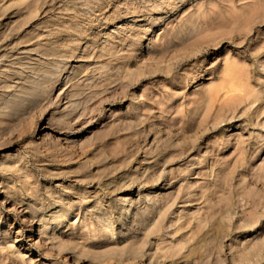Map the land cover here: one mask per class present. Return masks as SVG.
I'll return each instance as SVG.
<instances>
[{
  "label": "rangeland",
  "instance_id": "1",
  "mask_svg": "<svg viewBox=\"0 0 264 264\" xmlns=\"http://www.w3.org/2000/svg\"><path fill=\"white\" fill-rule=\"evenodd\" d=\"M113 1L0 0V264H264V0ZM94 68L127 98L57 129Z\"/></svg>",
  "mask_w": 264,
  "mask_h": 264
},
{
  "label": "bare ground",
  "instance_id": "2",
  "mask_svg": "<svg viewBox=\"0 0 264 264\" xmlns=\"http://www.w3.org/2000/svg\"><path fill=\"white\" fill-rule=\"evenodd\" d=\"M97 1V3L100 5V6H105L104 8H106L108 5H109V3L111 2V1H113V0H96ZM114 2V1H113ZM95 3V2H94ZM97 5V4H96ZM100 6H99V8H100ZM98 7V6H97ZM115 7H116V5H115ZM95 8H96V6H95ZM100 10V9H99ZM104 10V9H103ZM129 10V9H128ZM94 11V10H93ZM118 12V11H117ZM134 11H132V13L131 12H129L128 11V13H130V14H132L130 17H133L134 16V13H133ZM116 13V12H115ZM90 14H92V13H90ZM116 14H118V13H116ZM89 16V15H88ZM123 16V15H122ZM121 15H120V12H119V14H118V16H117V18H121L122 17ZM91 17L92 16H90L89 18L91 19ZM116 17V16H115ZM72 24V23H71ZM116 28H121V27H116ZM58 34V33H57ZM60 34V33H59ZM54 35V34H53ZM55 35H56V33H55ZM75 36V35H74ZM58 37H60V35L58 36ZM56 38V37H55ZM79 38V37H78ZM80 39V38H79ZM179 39V38H178ZM137 40H139V37L135 40V41H137ZM72 42V41H71ZM72 44H73V42H72ZM131 46V48H130V50H129V52H133L134 51V49H136L135 48V43L133 44V43H131L130 44ZM76 50V46H74V45H71L70 47H69V50H67V51H63V50H59L58 48L57 49H55V50H53V52L51 51V52H46L45 54L46 55H48V54H51L53 57L54 56H56V55H59L60 53H61V55H63V57H64V59L66 58V60L64 61L65 63H69V62H71V60H76V58H78V53L75 51ZM168 51V49H165V50H163L164 52H167ZM102 53V52H101ZM101 53H95L96 55H94V57L96 58L95 60H97V59H99V58H102L103 56H105L106 57V55L107 56H109V59L108 60H110V61H113V60H116V53H108V54H101ZM41 54H43V53H41ZM165 54V53H164ZM87 55V54H86ZM90 55V54H89ZM52 56H50V55H48V57H52ZM44 57H45V55H44ZM62 57V56H61ZM60 57V58H61ZM87 57V56H86ZM93 57V56H92ZM43 58V57H42ZM46 58V57H45ZM56 58V57H55ZM57 58H59V57H57ZM63 59V58H62ZM62 59H60V60H62ZM86 59V58H85ZM90 59V58H89ZM94 60V59H93ZM62 64H64L63 62H61ZM60 63V64H61ZM110 63H112V62H110ZM53 64H55V63H53ZM53 64H51V66L53 65ZM160 63L158 62V65H159ZM255 64V63H254ZM257 65V64H256ZM51 66H50V69H51ZM53 67V66H52ZM254 67H256V66H254ZM55 68V67H54ZM49 68H47V70H48ZM256 69V68H255ZM52 70H54V69H52ZM52 70H50L49 72L51 73V71ZM253 70V69H252ZM78 71V70H77ZM80 72V71H79ZM252 72V71H251ZM254 72V71H253ZM52 73H54V71H52ZM76 73V72H75ZM154 73H159L158 72V70L157 71H155L154 70ZM255 73V72H254ZM91 74H92V76H95L96 77V75H100L101 76V78H102V76L103 77H106V79H104L102 82L100 81V83L99 84H95V85H93L92 87H90V88H86V87H84V88H78L76 91H77V93L75 94V95H72L71 96V100L69 99V101L71 102V101H73V99H75L77 102H76V107H74V109H72V111L70 112V114H68V119H67V121H69V122H67V121H65V120H62V121H60V122H58V123H55V127L57 128V129H59V130H66V131H68V132H70V131H72L73 130V125H72V120L75 118V117H77L78 116V118H79V121H78V124H82V123H85V122H88L89 120H90V122L91 121H93V119L95 120V118H97L98 117V119L97 120H99V121H101V122H105V121H108L110 118H111V116L112 115H109L107 112H105V108H106V106H109V105H113V104H117V103H119L120 101H122V100H124V99H126L127 98V96H128V94H129V92H128V85H126V80H125V76H122L121 74H119V73H114L112 70H110V69H108V70H106V69H101V68H94L92 71H91ZM90 74V75H91ZM153 74V73H152ZM80 75H82V73L80 72L76 77H79ZM89 75V76H90ZM154 75V74H153ZM55 76V75H54ZM75 76V75H74ZM74 76H72V77H74ZM88 76V75H87ZM92 76H90V77H92ZM94 77V78H95ZM75 78V77H74ZM73 78V79H74ZM80 78V77H79ZM78 78V79H79ZM98 78V77H97ZM97 78H95V79H97ZM77 79V78H76ZM125 80V81H124ZM57 82H58V79H57V77H53V75H52V77L50 78V79H46L45 80V84L43 85V86H41L40 88H41V90H43L44 88H45V86L46 85H48L47 87L48 88H51L52 90L56 87V85H57ZM128 84V83H127ZM132 84V83H131ZM130 84V87L132 86ZM46 87V88H47ZM39 90V89H38ZM46 90V89H45ZM44 90V91H45ZM48 90V89H47ZM41 93H43V91L41 92ZM46 92H44L43 94H39V93H37V94H35L34 95V91H33V97H36L37 98V102L39 103L40 101V99H44V97L46 96V94H45ZM45 95V96H44ZM47 95H48V93H47ZM246 95H244V97H239V98H241V99H238L239 101H241V103H242V101L244 100V101H246V98L247 97H245ZM238 98V97H237ZM46 100V99H45ZM68 101V102H69ZM249 101V100H248ZM42 102V101H41ZM40 102V103H41ZM69 102V103H70ZM240 103V104H241ZM73 104V103H72ZM74 106V105H73ZM227 107V105H224V107ZM225 107V108H226ZM229 107V106H228ZM237 107V106H236ZM108 108V107H107ZM232 108H235V107H233L232 106ZM228 110H230V108L228 109ZM80 111H82V112H80ZM106 111H108V110H106ZM80 112V113H79ZM104 112V115H102V117L100 116L102 113ZM131 116H133V114L131 115ZM131 116H129V114L128 113H124V115H118V117H116L113 121L114 122H118L114 127H113V130H112V133L110 134V136L112 137V135H117V134H119V133H121V134H124V131H126L128 128H131L132 130H135V131H140L143 127H146L148 124H150V123H148L147 121L149 120L148 118H146V117H144V119H142V120H139L137 123H135V124H132V125H127L126 124V120L127 119H129V117H131ZM113 117V116H112ZM134 117V119H135V116H133ZM137 118V117H136ZM245 118H242L241 119V121L242 120H244ZM38 121V120H37ZM36 121V122H37ZM99 121H97V123L99 122ZM96 122V121H95ZM101 122L99 123V124H101ZM110 122V121H109ZM250 122H252V121H250ZM95 124V123H94ZM252 124V123H251ZM151 125V124H150ZM95 126V125H94ZM149 126V125H148ZM200 127H202L201 125H199ZM205 127V126H204ZM57 132V131H56ZM61 132V131H60ZM251 145L252 144H246L245 145V143L244 142H242L241 143V150H244V149H246L247 147H250L251 148ZM240 155H241V157H242V160L244 161V160H246V157H247V151H241L240 152ZM257 181V180H256ZM259 182V181H258ZM52 202V201H51ZM54 202V201H53ZM56 203V202H55ZM261 204V203H260ZM259 204V205H260ZM46 205H49V204H45V206ZM53 205V204H52ZM263 205H264V203H263ZM48 208V207H47ZM46 208V209H47ZM50 209V208H49ZM42 210H43V208H42ZM44 210H45V208H44ZM43 210V211H44ZM48 210V209H47ZM41 211V210H40ZM38 212V211H37ZM263 213H264V211H263ZM262 214V213H261ZM203 215V214H202ZM205 214H204V217H202V219L204 220V223L206 222V219H205ZM219 219V218H218ZM212 221V220H211ZM209 222H210V220H209ZM212 223V222H211ZM209 224V223H208ZM208 224H206L205 225V227L208 225ZM210 225V224H209ZM212 225V224H211ZM137 229V228H136ZM135 229V230H136ZM162 230V229H161ZM163 231V230H162ZM37 231L35 230L34 231V234L36 233ZM159 232H161L160 231V229H159ZM164 232V231H163ZM37 234V233H36ZM131 250V249H130ZM141 251V250H140ZM137 252V251H136ZM136 252H135V254H136ZM143 252V251H142ZM138 253H139V251H138ZM140 255V254H139ZM11 260V259H10ZM12 262V261H11ZM13 262H15V260L13 261ZM14 264V263H13ZM16 264V263H15ZM148 264H150V263H148ZM153 264H158L157 262H155V263H153ZM160 264V263H159Z\"/></svg>",
  "mask_w": 264,
  "mask_h": 264
}]
</instances>
